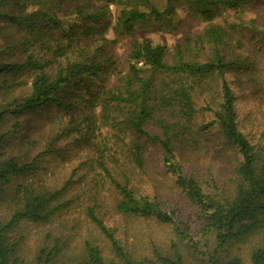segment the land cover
<instances>
[{"label": "trees", "instance_id": "obj_1", "mask_svg": "<svg viewBox=\"0 0 264 264\" xmlns=\"http://www.w3.org/2000/svg\"><path fill=\"white\" fill-rule=\"evenodd\" d=\"M254 1L0 0V36L2 23L16 36L0 57L25 48L21 61L0 62V264H264V144L240 129L228 79L238 72L258 88L264 29L246 19ZM180 9L208 24L201 34L172 52L136 38L152 25L177 31ZM109 30L129 38L125 68L105 50ZM53 106L70 122L46 150L3 151L24 134L23 119ZM66 139L94 149V179L80 180L90 188L67 202L73 177L61 189L20 181ZM157 156L191 221L135 185ZM109 209L121 224L107 223ZM65 210L78 215L62 232Z\"/></svg>", "mask_w": 264, "mask_h": 264}, {"label": "rangeland", "instance_id": "obj_2", "mask_svg": "<svg viewBox=\"0 0 264 264\" xmlns=\"http://www.w3.org/2000/svg\"><path fill=\"white\" fill-rule=\"evenodd\" d=\"M68 6V4L65 5V9H67ZM110 10L112 14V24H114L117 9L112 6ZM59 16L62 15L60 14ZM179 18L182 20V25L177 31L162 32L152 25L151 27H145L137 31L136 38L140 41L146 40L154 44L165 45L168 50L172 52L176 46L184 43L186 37H194L201 34L208 25L207 23L188 15L181 9L179 12ZM63 19L66 21L67 18L63 17ZM246 19H259L260 28L264 29V0H255L254 3L247 8ZM221 20L218 19L215 23L223 24V21ZM2 25L3 29L0 36V46L5 47V43L12 45L11 42L16 38V36L12 33V29L9 26H5L4 23H2ZM241 34L243 36L247 35L245 31H242ZM106 37L109 40L105 49L107 53L113 56L114 60L121 69L127 67L129 38H118L112 30H109L106 33ZM245 43L248 44L247 40H245ZM23 50H25V48L20 47L19 49L13 51L10 56H1L0 62L3 60L6 62L21 61L23 57ZM260 67L263 72L261 77H257L260 78L257 81L259 82L258 88H252L247 85L243 75L238 72H230L228 74V79L231 82L237 99L236 107L240 129L248 136V139L252 141L253 144L262 146L264 144V56ZM22 79L25 80L26 77H22L19 80ZM117 80V78H113L112 81L116 84ZM14 89H16L14 93H17L18 91L20 94L23 93L21 87L19 89ZM12 121L14 120H10L9 125ZM69 122V116L64 114L61 115L55 106L41 112L38 115L26 117V119H23L22 124V131L24 134L22 132L14 134L9 143L4 146L3 151L10 153L11 155H22L26 153V155H29L28 157L32 159L40 152L46 150L47 145L55 138L54 136L56 134H60V130H62L64 124ZM23 136H25L24 139H22ZM54 146L57 152L52 155H45L41 157L39 159V169L26 177H21L20 181L24 182L26 180H35L45 186L61 189L70 181V178L73 177L71 187L66 193L65 201L67 202L70 201V197L82 195V188H85L86 190L90 188L88 186H83L80 180L81 178L85 181H91L94 179V173H89L90 165L87 163L88 157L94 156V149L93 147H90V144H75L71 142V139L58 141L54 144ZM61 148L63 149L61 150ZM153 158L154 156L152 157V160ZM79 166H82L81 171L73 174ZM161 166L162 164L159 161V156H157L152 168L153 171H149L143 180L137 179L134 182L135 185H137L138 188H141V192L144 194L156 193V195L161 198L162 202L167 204L170 211L176 210L175 212L178 213L177 215H180L179 217L181 220H185L187 222L191 221L193 215L187 211V207H184L182 202L178 200L176 192L170 188V186H172V181L171 179L169 180L168 176L163 174ZM153 182L155 185H151ZM2 198L3 196L0 197V199ZM71 204L72 208L70 209L76 208L77 210V206H79V204L75 203L73 206V201ZM111 210L112 209H109L107 211V223L112 224L117 222L121 224L119 216L113 215L114 213ZM66 212V210L63 211V214L59 216L63 222H61L58 231L66 232L74 224V219H76L78 215L74 211H68V213ZM135 222L138 225V230L142 229L143 225L141 222L143 221L135 220ZM64 224L68 227L65 228ZM149 224L152 228H155V232L163 234V232L159 230L155 224L152 222ZM30 230L33 233L29 240V243L31 244V242L40 238L41 235L39 234V229L37 227L36 229L31 228ZM58 231H56V233H59ZM67 234L68 233H66V235ZM86 234L87 230L84 231L85 236Z\"/></svg>", "mask_w": 264, "mask_h": 264}]
</instances>
